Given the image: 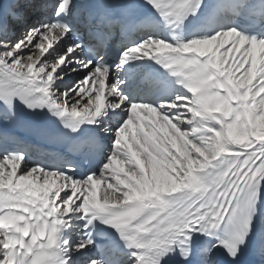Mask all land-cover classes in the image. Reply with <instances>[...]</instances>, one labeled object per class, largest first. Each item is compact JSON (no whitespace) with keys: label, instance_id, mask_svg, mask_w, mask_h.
Returning <instances> with one entry per match:
<instances>
[{"label":"snow or ice","instance_id":"snow-or-ice-1","mask_svg":"<svg viewBox=\"0 0 264 264\" xmlns=\"http://www.w3.org/2000/svg\"><path fill=\"white\" fill-rule=\"evenodd\" d=\"M245 259L264 0H0V264Z\"/></svg>","mask_w":264,"mask_h":264}]
</instances>
